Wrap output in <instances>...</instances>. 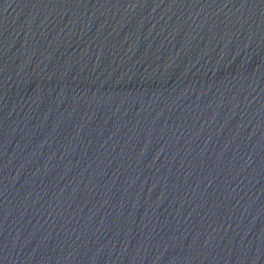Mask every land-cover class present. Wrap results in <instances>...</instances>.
<instances>
[{
	"label": "water",
	"instance_id": "water-1",
	"mask_svg": "<svg viewBox=\"0 0 264 264\" xmlns=\"http://www.w3.org/2000/svg\"><path fill=\"white\" fill-rule=\"evenodd\" d=\"M0 264H264V1L0 0Z\"/></svg>",
	"mask_w": 264,
	"mask_h": 264
}]
</instances>
